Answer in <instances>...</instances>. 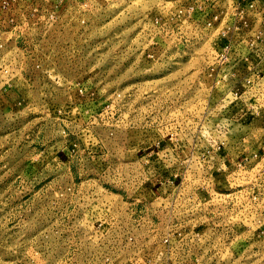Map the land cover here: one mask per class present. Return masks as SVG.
I'll use <instances>...</instances> for the list:
<instances>
[{"label":"rangeland","instance_id":"1","mask_svg":"<svg viewBox=\"0 0 264 264\" xmlns=\"http://www.w3.org/2000/svg\"><path fill=\"white\" fill-rule=\"evenodd\" d=\"M0 264H264V0H0Z\"/></svg>","mask_w":264,"mask_h":264}]
</instances>
